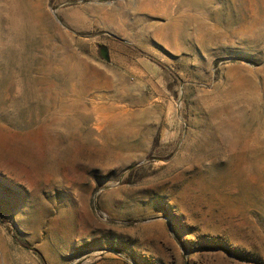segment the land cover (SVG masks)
<instances>
[{"label":"rangeland","instance_id":"rangeland-1","mask_svg":"<svg viewBox=\"0 0 264 264\" xmlns=\"http://www.w3.org/2000/svg\"><path fill=\"white\" fill-rule=\"evenodd\" d=\"M0 218V264H264V0H0Z\"/></svg>","mask_w":264,"mask_h":264},{"label":"water","instance_id":"water-1","mask_svg":"<svg viewBox=\"0 0 264 264\" xmlns=\"http://www.w3.org/2000/svg\"><path fill=\"white\" fill-rule=\"evenodd\" d=\"M97 53L100 57H102L104 60H107V52H106V48L104 46H99Z\"/></svg>","mask_w":264,"mask_h":264},{"label":"trees","instance_id":"trees-1","mask_svg":"<svg viewBox=\"0 0 264 264\" xmlns=\"http://www.w3.org/2000/svg\"><path fill=\"white\" fill-rule=\"evenodd\" d=\"M0 221H1V218H0ZM18 244H20L23 247H26V244L25 243H18Z\"/></svg>","mask_w":264,"mask_h":264}]
</instances>
